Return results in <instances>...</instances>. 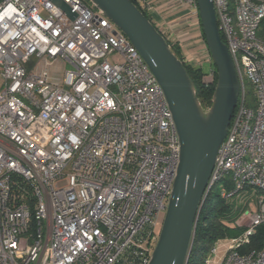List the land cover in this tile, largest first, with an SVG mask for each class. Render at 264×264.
<instances>
[{"label": "built area", "instance_id": "1", "mask_svg": "<svg viewBox=\"0 0 264 264\" xmlns=\"http://www.w3.org/2000/svg\"><path fill=\"white\" fill-rule=\"evenodd\" d=\"M63 1L74 18L51 0H0V264H148L180 162L173 115L127 35L90 0ZM168 1L201 25L197 0ZM213 1L240 94L200 211L214 191L245 207L204 264H264V0ZM202 80L215 88L214 66Z\"/></svg>", "mask_w": 264, "mask_h": 264}, {"label": "water", "instance_id": "2", "mask_svg": "<svg viewBox=\"0 0 264 264\" xmlns=\"http://www.w3.org/2000/svg\"><path fill=\"white\" fill-rule=\"evenodd\" d=\"M74 18L63 0H51ZM138 49L160 83L181 145L180 162L158 241L148 264H188L203 196L236 110L240 81L224 42L213 0H197L203 33L217 71L212 104L203 108L195 84L162 32L132 0H90Z\"/></svg>", "mask_w": 264, "mask_h": 264}, {"label": "trees", "instance_id": "3", "mask_svg": "<svg viewBox=\"0 0 264 264\" xmlns=\"http://www.w3.org/2000/svg\"><path fill=\"white\" fill-rule=\"evenodd\" d=\"M132 1L136 3V0ZM143 12L151 20L149 14ZM258 36L264 41V19L260 23ZM203 37H205L204 33ZM171 49L181 60L183 59L180 50L175 45H171ZM184 64L195 84L196 94L202 107L207 109L212 104L214 86H208L203 82L202 77L205 73L200 67ZM244 207L245 205L238 200L228 201L222 198L217 191L208 195L197 221L193 248L188 264H204L211 246L217 240L233 237L241 231V228L233 227L231 223L240 215ZM263 243L264 225L258 229L254 245L260 247Z\"/></svg>", "mask_w": 264, "mask_h": 264}, {"label": "crops", "instance_id": "4", "mask_svg": "<svg viewBox=\"0 0 264 264\" xmlns=\"http://www.w3.org/2000/svg\"><path fill=\"white\" fill-rule=\"evenodd\" d=\"M151 4L149 16L155 26L162 32L170 45L180 50L182 60H188L192 66L200 67L203 62H212L202 57L207 43L203 37L202 25L191 23L187 12L174 9L168 0H147Z\"/></svg>", "mask_w": 264, "mask_h": 264}, {"label": "rangeland", "instance_id": "5", "mask_svg": "<svg viewBox=\"0 0 264 264\" xmlns=\"http://www.w3.org/2000/svg\"><path fill=\"white\" fill-rule=\"evenodd\" d=\"M212 65H214L213 62H212ZM69 68H70L69 63H67L63 59H58L50 66L49 73H50V76L52 77V79L61 80L64 77L66 70ZM200 68L202 69V71L204 73H207L211 69V66H210V64L203 62L201 64ZM247 97H248V102H251L252 98H254V89L252 88L251 85H248ZM162 216H165V213H162ZM161 227H162V222L157 227L158 233H160ZM228 241L229 240H227V241L225 240V241L220 243L219 254L216 258H220V256L223 255V253L225 252V249L227 247Z\"/></svg>", "mask_w": 264, "mask_h": 264}]
</instances>
